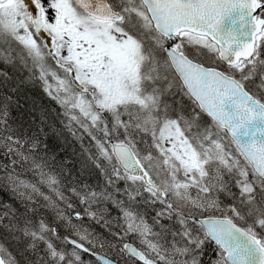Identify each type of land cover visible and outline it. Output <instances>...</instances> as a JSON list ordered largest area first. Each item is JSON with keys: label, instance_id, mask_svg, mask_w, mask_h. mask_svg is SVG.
I'll list each match as a JSON object with an SVG mask.
<instances>
[{"label": "snow or ice", "instance_id": "obj_1", "mask_svg": "<svg viewBox=\"0 0 264 264\" xmlns=\"http://www.w3.org/2000/svg\"><path fill=\"white\" fill-rule=\"evenodd\" d=\"M0 194V264H264V0H0Z\"/></svg>", "mask_w": 264, "mask_h": 264}, {"label": "trees", "instance_id": "obj_2", "mask_svg": "<svg viewBox=\"0 0 264 264\" xmlns=\"http://www.w3.org/2000/svg\"><path fill=\"white\" fill-rule=\"evenodd\" d=\"M24 96L26 97V99L22 98L20 101V103L24 106V109H27L31 105L32 101L35 100L38 105H42L45 109L50 111L52 117H55L56 105L53 102L49 101L48 98L43 95L39 87H30L26 89ZM22 111L23 109H21L20 111L13 109V116L18 117L19 119H26V116H21ZM79 151H80L79 144L72 141L71 138H69V143L65 148V152L69 156V158L72 159L74 162L75 165L73 169L74 175H79L81 170V166L79 162ZM80 178L90 183H94L97 179V174L94 171L85 169L83 171V175H81ZM8 195L9 194H0V200H7ZM95 230L99 233L102 232L100 227L97 225L95 226ZM60 231L66 232L67 230L62 226L60 228Z\"/></svg>", "mask_w": 264, "mask_h": 264}, {"label": "bare ground", "instance_id": "obj_3", "mask_svg": "<svg viewBox=\"0 0 264 264\" xmlns=\"http://www.w3.org/2000/svg\"><path fill=\"white\" fill-rule=\"evenodd\" d=\"M96 226V225H95ZM95 226L91 229L93 232H94V234H101V233H104V229H102L99 225H97V226H99L100 227V229L102 230V232L101 233H99V232H97L96 230H95Z\"/></svg>", "mask_w": 264, "mask_h": 264}]
</instances>
